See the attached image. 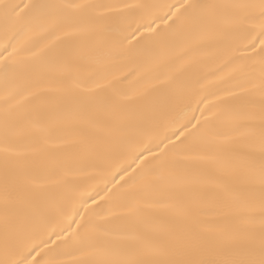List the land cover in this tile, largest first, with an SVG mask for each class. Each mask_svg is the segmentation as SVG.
Instances as JSON below:
<instances>
[{
  "label": "snow or ice",
  "instance_id": "6c2138e0",
  "mask_svg": "<svg viewBox=\"0 0 264 264\" xmlns=\"http://www.w3.org/2000/svg\"><path fill=\"white\" fill-rule=\"evenodd\" d=\"M0 264H264V0H0Z\"/></svg>",
  "mask_w": 264,
  "mask_h": 264
}]
</instances>
